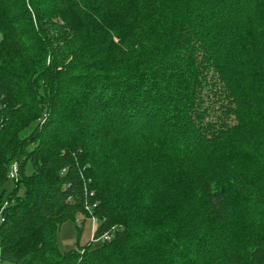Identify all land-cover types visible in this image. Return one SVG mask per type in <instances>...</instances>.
I'll return each mask as SVG.
<instances>
[{
  "label": "trees",
  "instance_id": "obj_1",
  "mask_svg": "<svg viewBox=\"0 0 264 264\" xmlns=\"http://www.w3.org/2000/svg\"><path fill=\"white\" fill-rule=\"evenodd\" d=\"M0 215L5 264H264V0H0Z\"/></svg>",
  "mask_w": 264,
  "mask_h": 264
},
{
  "label": "rangeland",
  "instance_id": "obj_2",
  "mask_svg": "<svg viewBox=\"0 0 264 264\" xmlns=\"http://www.w3.org/2000/svg\"><path fill=\"white\" fill-rule=\"evenodd\" d=\"M16 163H13V166ZM12 181L7 183L8 189L12 188ZM80 221L81 223H79ZM97 225V221L95 223ZM96 227V226H95ZM93 234V220L85 216H78L76 221H67L63 223L56 233V243L60 251L66 252L86 245L89 241L92 242L91 237ZM102 241L95 242V245L100 244ZM97 243V244H96ZM1 262V256H0Z\"/></svg>",
  "mask_w": 264,
  "mask_h": 264
},
{
  "label": "built area",
  "instance_id": "obj_3",
  "mask_svg": "<svg viewBox=\"0 0 264 264\" xmlns=\"http://www.w3.org/2000/svg\"><path fill=\"white\" fill-rule=\"evenodd\" d=\"M10 177L13 179V180H16L18 178V168H17V164H15L13 166V168L11 169V172H10ZM78 216H84L83 214H79ZM91 219L93 220V234H92V237H91V240L93 243L95 242H99V241H102V242H105V241H110L112 236H113V231L114 230H110V231H106L104 232L100 237H96L95 236V232H96V219L95 217H91ZM4 221V217L0 215V223ZM79 223H81L80 221H78ZM0 264H5V263H0Z\"/></svg>",
  "mask_w": 264,
  "mask_h": 264
}]
</instances>
